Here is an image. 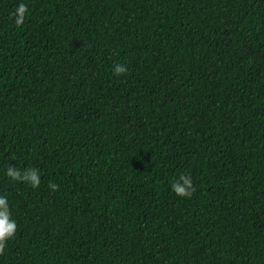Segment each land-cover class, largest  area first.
Returning a JSON list of instances; mask_svg holds the SVG:
<instances>
[{
    "label": "trees",
    "instance_id": "trees-1",
    "mask_svg": "<svg viewBox=\"0 0 264 264\" xmlns=\"http://www.w3.org/2000/svg\"><path fill=\"white\" fill-rule=\"evenodd\" d=\"M0 196V264H264V0H0Z\"/></svg>",
    "mask_w": 264,
    "mask_h": 264
},
{
    "label": "clouds",
    "instance_id": "clouds-1",
    "mask_svg": "<svg viewBox=\"0 0 264 264\" xmlns=\"http://www.w3.org/2000/svg\"><path fill=\"white\" fill-rule=\"evenodd\" d=\"M27 12L25 5L21 4L18 9L19 18L16 20L18 26L23 24L24 14ZM126 68L117 65L114 70L115 75H123ZM7 176L16 182H27L34 189L40 187L41 178L38 169H29L21 174L14 166L10 165L7 169ZM49 188L53 191L58 190L56 184H49ZM172 192L180 198H191L195 192V187L190 174L182 173L171 184ZM17 231L16 222L11 218L6 197L0 196V255L4 254L8 241L12 240Z\"/></svg>",
    "mask_w": 264,
    "mask_h": 264
}]
</instances>
